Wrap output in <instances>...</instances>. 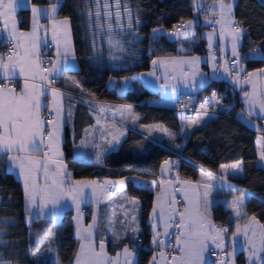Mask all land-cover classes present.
<instances>
[{"label": "trees", "instance_id": "trees-1", "mask_svg": "<svg viewBox=\"0 0 264 264\" xmlns=\"http://www.w3.org/2000/svg\"><path fill=\"white\" fill-rule=\"evenodd\" d=\"M58 1L57 14L69 18L74 52L78 61L76 69L67 70L86 90L98 99L124 100L133 104L139 115V122L160 123L177 131L182 127L180 115L173 106L149 103L150 99L160 97L158 91L141 88L135 76L140 71L150 68L155 56L176 55L183 52H205L203 38L199 37L201 24L196 23L193 30L192 49L184 50L179 32L172 27L185 24L195 17L193 0H120L121 12L127 5L131 9L132 28H128V17L122 15L117 26L115 20V0H108L112 12L113 40L122 42L124 51L110 49L108 44V19L104 16V0H100L101 19L97 26L95 0H31L35 4H46ZM91 10V16L89 15ZM19 25L27 27L30 23V8H20ZM233 15L244 32L243 44L240 47L241 63L248 69L264 66V57H256L254 49L264 52V0H235ZM138 21V22H137ZM153 29L162 31L153 33ZM180 30V29H179ZM172 35H174L172 37ZM95 42V47L93 46ZM112 56L117 57L112 59ZM110 76L120 80L131 77L136 85L124 95L107 85ZM219 88L222 106L225 111L213 114L208 120L194 126L184 136L175 137L176 142H183L180 149L163 141H153L143 132L129 130L118 148L107 152L101 163L80 160L74 153V145L82 137L84 127L90 123V116H76L74 136L71 130L65 129L63 151L67 166L74 178L112 176L132 178L139 176L151 180L160 174L162 162L179 156L181 175L196 178L202 168L217 171L219 166L232 161H241V175L232 177L239 189L251 192L245 201V213L255 216L264 225V167L258 164L255 147L256 132L248 127L239 116L242 102L238 92L233 90L223 79L212 81L197 93L209 92L212 86ZM128 195L138 199L139 236L137 238L135 264H147L152 254L150 245L152 232L149 213L153 201V191L145 185H138L127 179ZM24 206V192L20 180L7 168L5 157L0 155V229L3 244H0L1 258L11 264H39L31 257L36 243L29 235ZM230 209L220 202L212 206L211 215L220 223H227L229 232L234 224L229 219ZM57 255L60 264H71L77 249L78 241L73 234L72 217L65 212L57 228ZM115 245V244H114ZM115 247V246H114ZM109 248L113 251L112 244ZM238 264H245L243 252L236 257ZM47 264V263H46Z\"/></svg>", "mask_w": 264, "mask_h": 264}, {"label": "crops", "instance_id": "crops-1", "mask_svg": "<svg viewBox=\"0 0 264 264\" xmlns=\"http://www.w3.org/2000/svg\"><path fill=\"white\" fill-rule=\"evenodd\" d=\"M234 1L235 0H223L224 4L232 5V15L227 16L225 21H221V27L218 31V34L212 27L215 23L213 20V16H211L212 11H208L206 9V11H204V14L205 13L206 14L204 15L202 13V15L204 16H202L201 13L198 12L199 16H195L194 18L190 20V21H193V25L191 28L186 27V24L188 22L187 21L185 26H183L184 28H181L180 30H178L179 31L178 33L187 32L188 33L187 35H182V34L176 35L181 40V47L184 50H190L192 49V46L195 43V41L192 38L193 30H195L194 29L195 25L196 23L201 24L200 32L198 34H199V37L203 38V43L206 49L205 50L206 58L205 60H202L201 62H202L203 69H205L208 74H210L211 72L210 67L215 68V63H216V60L212 55H211L212 58L211 56H207V52L209 48L207 46L208 42H212L211 44L217 42L218 36H219V40L222 43L223 47L226 49V51L229 54L232 52V36L229 34L231 32V28L229 27L226 21L227 20L236 21V18L233 15ZM52 4H57V10H58V1H53V2L46 3V4H35V3H32L31 0H26V2L25 0H21L20 8H25V7L30 8V23L27 27H21L19 25V19H20V16L18 14V11L20 9L19 8L18 11L16 12V21H17L18 31L27 32V33L32 32L33 13L31 9L33 6H36L42 10H45V9H49L50 5ZM64 17L65 16H59L57 12L55 14V19L57 21L62 20ZM205 17H208V19L206 20ZM37 23L40 25L46 26L44 28L39 29L36 34L37 39L35 43L39 50L40 60L42 61L43 59V51H44L45 42L52 44L53 50L55 52L54 60H56L58 58L57 57V46L53 42V39H52L51 19L47 18L43 13H41L40 17L37 20ZM69 27H70V21H69ZM221 32L224 33L223 36H221ZM5 37H6V33L0 32V54H3V59L7 61L9 53L5 52V45H4V41L6 40ZM58 38L61 40V46H62L63 36L61 35ZM70 40H71L72 48L74 50L71 28H70ZM243 40H244V33L238 43V48H237L238 51H240V47L243 44ZM28 46L31 47V43H29ZM16 51H18L19 55L24 54L23 49H19ZM259 51L261 52V50ZM193 53H199V52H188V51L183 52L182 57H193L192 56ZM251 54H253L256 57H260V55H257L254 50L252 51ZM180 57L181 56L179 54L166 55V56H155L151 60L150 68L147 69L146 71L149 72L150 69L154 68L152 61L157 58H162L164 60H172V59L180 60ZM32 59L35 60L36 56L33 55ZM59 59H64V58L61 56L59 57ZM184 66L186 65H182V66L181 65H157L155 68L156 69L167 68L168 70H171L173 68L175 69L183 68ZM77 67H78V61H77V58L74 52V55L68 56L67 64L63 66V70L61 74L55 77L56 78V81L54 82L55 87L48 88V94L46 95V97H42V99L45 100L47 105L52 109L51 105H52L53 97L51 95V89L54 88V89L59 90L60 93H63V96H57L56 99L60 101L62 104L61 120L67 121L66 123L63 124L60 130V142L59 143H60V151L63 153V156L62 158H60V157L54 156L52 152H49V156L51 157V160L49 161L48 170L50 173L56 172L57 165L56 163H54V161L62 160L63 165H66L67 172L71 173V176L69 177L71 181L89 180V181L98 182L95 195H93L92 188L90 186L85 187L83 189V196L80 199V206H79L80 229L81 231H83V229H87L88 226L93 223V216L95 215L96 216V226L92 230V239H93V243L96 248V251H100L99 245H100V242L103 241L105 245L104 250L106 254L109 257H111L113 260H118L119 264H124V258H125L124 257V245H128L129 249L132 250L135 254L134 255V264H135V260H136L135 248L137 247V238L139 236L138 234H139L140 204H139L138 199L133 198L130 195H128L126 191L127 180H125V185L123 189L121 190V192L118 188L119 186L118 183L115 185V187H113V185H106V186L101 187V185H103V182L105 180L118 182L122 180V178H117V177H112V176L74 178L72 176V170L67 166V163L65 161L64 151H63V141L65 138V129L68 128L69 131L71 130V126L75 125L76 116L79 114V111L81 109L83 110L81 115L85 116L87 113V115L90 116V120H91L90 123H88L84 127L82 137L80 138L78 143L74 145V153L80 160L90 161V162H94L97 164L102 162L103 157L107 152L118 148L124 136L129 130H137V131L143 132L147 138L153 141H157L156 140L157 136L155 137L153 135L152 137V135H150V133L147 132L146 126L156 125V126H162L164 129H167V130H171V129L157 122L147 123V124L140 123L139 115L133 109V104L131 102L124 101V100L98 99L95 96L87 93L86 90L83 88V86L70 73L67 72V70L76 69ZM49 68H51V65L49 66ZM225 68H227L228 71H225ZM234 68L237 71L230 72L228 63H224V70L222 71L220 75L218 74L215 77L214 75L213 76L209 75L208 78H206V76H202V77L200 76L199 78L195 77L193 81H198V82L194 84L192 83L190 87L181 86L180 88H188V90H191L190 92H193V93H190V94H194L195 97L191 95L190 98L194 102H196L197 101L196 99H198L200 96H203L206 94V92H202L200 94H197V92L201 88L209 84L212 81V79H223L225 80L226 84H229L233 90L238 92L241 102H242V106L238 112L239 116L248 127H250L252 130L256 132L255 147L257 150L258 164L264 167V160H261L260 158V152L264 150V118H261L262 114H260L258 104L255 106L253 114L249 116L248 114L249 105L245 103V97H244L245 92L252 94L254 91L257 96L264 95V71H260V70H264V66L253 68V69H248L247 73L254 74L251 77H247V79L251 80V83L245 82L247 73L246 74L239 73L240 69L247 68L243 63H241V59L239 60L238 64L236 63ZM237 76H239V82L234 80V77H237ZM17 78H22V77L18 76ZM2 79L3 78L0 77V80ZM34 82L37 84L40 83L39 79H37ZM4 83L8 84L9 82L4 81ZM22 85H23V82L18 88H16L17 92H19L20 87H22ZM11 86L13 85L11 84ZM65 89L71 90V91L82 92V93L86 92L87 94L86 93L85 94L91 97L92 100H86L85 98H82V97L77 98L73 96L72 94L68 93ZM154 91H158L160 97L158 99H150L148 101L149 103L159 104V105H170V106H174V104L176 103V97H171V99H164V97H162L163 92L160 89H157ZM195 94H197L198 96ZM120 95H124V94H120ZM158 100H166L165 101L166 103H159L157 102ZM219 104H223L222 100L219 101ZM69 105H71L70 114H69ZM101 105H112L115 107H105L104 110L101 111L100 109ZM127 106H131L130 112L127 110ZM43 108L41 109L42 118H43ZM198 114L201 117L199 120H197ZM211 115L213 114H211L210 112H195V113H187V114L180 115L181 121H182L181 129L175 131V136L173 139L170 138L169 136V139H167V141L163 139L160 141L166 142L170 145H174L176 146L177 149H180L184 141L176 142L175 137H177L178 135H182L184 136L183 139H185L186 134L194 126H197V125H200L206 122L208 118L211 117ZM133 118H137L135 119V123H133ZM192 121H197V122L192 123ZM112 125H115L116 128H119L122 131H124V135L120 137L119 141H114L111 145H109L107 143V140L112 139V136L110 133L114 132ZM101 130H104L105 132L104 138L101 137ZM182 130H183V134L181 133ZM164 133L167 134L166 132ZM44 139H45V142H47L48 138L45 137ZM82 140L88 141V147H80ZM94 144H100L101 148L97 149L96 147L93 146ZM76 147L87 150V152L85 153L84 156L78 155L75 150ZM45 151H48V149H45ZM98 151L101 154V160L99 162H97L96 160V155ZM0 155L5 157L7 168L11 170L16 175V177L20 180L22 188H23V192H24V178L23 176L20 175L19 168L13 164H10V162L8 161L7 155L3 153H0ZM33 155L42 157L43 153H33ZM166 160L170 162H174L173 157H169L165 159L161 164L160 174L157 178L151 179V180L145 179L138 183V185H145L150 190L153 191V201H152V206H151V210H150L149 218H148L151 224V232H152L150 245L153 250H152V254L147 264H149V262L152 261L154 255L156 258V264H175V262L171 260V257L173 255H177V256L180 255V253L176 250V238H175L172 243L174 250L171 254V257L170 258L167 257L166 249L169 246V243L167 242L166 236L164 235V232H165L164 223L167 219V211L165 212V221H160L159 226L155 228V231L160 233V236L158 239L164 240L165 246L163 248H159L153 245L152 239H153V234H154V230H153L154 221L152 220V209H153V206L156 204L164 206L165 209L171 206L169 203L166 202L165 193L170 194L172 192V187H170V185H172V186H175L177 189L175 193V199L177 200V196H180L181 198L180 201L177 200L178 203L175 205V207H177L179 210L182 211L187 203L184 200V191L180 189V182L182 181H191L192 184L197 186V190L201 194L205 191L204 185L212 186L211 193L208 197L209 208H208V211L205 212V215H210V219L213 224L217 225L218 227L220 226V222L215 220L213 216L211 215L212 206L220 202L224 205V207L229 208L231 212L229 215V219L233 222L234 227H233L232 232L228 231L226 234H224V245L222 248H219L223 253V257L221 259H211L209 255V250L212 247H216V246L212 244L211 242H209V250L204 253L205 264H214L215 262H228L229 264H238L236 257H237V254L241 252V250L247 262L249 246L247 245V242L245 241V238L243 235V230L245 229V226L248 227L249 237L252 236L253 230L256 231L257 235L255 237V240H256L257 248H259L260 246L259 238H258L259 233L261 231H264V229L260 228V225H262V223L256 217H255L256 218L255 221H253L251 220V217H253V215H248L245 213V201L248 198V196L251 194V192L246 189H239V187L232 180V177L242 174L243 166H242V170L238 174H234L231 169H229L227 173H223L220 168L221 165H231V164H234L236 162H241V161H232L229 163L221 164L219 168L217 169V171L215 172L202 168L196 178L186 177L180 174L178 175L180 178V181H177V177H175L172 174V164L173 163H170L169 165L165 166L164 162ZM42 171L43 169H41V172ZM202 172L205 174H207L208 172H211L212 176L208 177L207 175H205L202 178ZM134 177L135 176H132L133 182L135 180ZM38 182L41 186L44 184L45 181L42 175H40ZM161 182H164V190H165L164 192H161ZM158 192H161V196L159 200L157 198ZM187 192L189 196L194 195L192 189H188ZM109 193H114V194L110 195ZM240 196H243L244 200H243V203L239 205L242 214L239 217H237L236 207H234L231 202L233 201L234 197H240ZM133 201H135V204L133 203ZM202 205H203V201L201 199L200 211L204 212V208ZM24 206L27 211L25 218L28 223L29 235L31 239H33L36 243L35 249L31 251V257L39 264H46V263L47 264H60L58 255H57V233H58L57 228L65 212H69L71 214L73 234L77 238V241H78L77 249H76V252L71 262V264H75L76 254L80 249L81 243L86 244L88 243V241L82 240L80 238V234L77 231L78 211H77L76 204L73 203L71 198L62 199L60 201V205L55 210H53L52 205L50 203H47L46 206L42 210L40 207L39 197H37L36 204L32 205L26 201L25 193H24ZM125 213H127L128 215L125 216ZM132 216L136 217L135 221L132 220ZM110 221L112 223H110ZM237 223H239L240 225L241 234L238 237H236L235 243H233L232 234L236 232ZM133 228H138V231L133 232L132 231ZM50 233H54L55 235H50ZM116 236H120L122 239L119 242H116ZM109 243L112 244L113 251L109 248ZM161 252L166 254V259L161 257ZM33 253H36V255H33ZM117 254H119V256Z\"/></svg>", "mask_w": 264, "mask_h": 264}, {"label": "snow or ice", "instance_id": "snow-or-ice-1", "mask_svg": "<svg viewBox=\"0 0 264 264\" xmlns=\"http://www.w3.org/2000/svg\"><path fill=\"white\" fill-rule=\"evenodd\" d=\"M26 2V0H25ZM97 4L96 10V20L97 26L101 19L100 12V0H95ZM21 6V0H0V32L6 33L5 39L11 44L13 51L8 54L7 61L3 59V54H0V153L7 155L10 164L17 166L20 170V175L24 178V193L25 199L28 203L35 205L37 202V197L40 200V207L43 208L47 203L52 205L53 210H55L59 205L60 201L64 198H71L73 203L76 204L78 211V225L77 231L80 234L82 240H87L88 243H81L80 249L76 254L75 264H119L118 260H113L105 252L104 242H100V251H96V248L92 239V230L96 226V216H93V223L88 226L87 229L81 231L79 226V206L80 199L83 196V189L85 187H91L92 193L95 195L97 188V181H71L69 177L71 173L67 172L66 165H63L62 160L54 161L57 165V170L54 173L49 172V161L51 157L49 152H52L54 156L62 158L63 153L60 151V130L66 120H61L62 104L56 99L57 96H63L57 89H51V95L53 97L52 109L55 111V121L53 119H43L41 115V109L47 107V103L42 97H46L48 94V88L53 82L49 77H56L61 74L63 66L67 64V58L69 55H74V50L71 45L70 40V27L69 18L64 17L62 20L57 21L55 19V14L57 12V4L50 5L49 9L42 10L36 6H33L31 11L33 13V30L31 33L19 32L17 28L16 12ZM116 12L115 20L117 26L122 28L123 25L120 23L122 15H127L128 17V28H132V14L131 9L125 5L123 8V13L121 12L120 0H115ZM203 6L202 4L200 5ZM105 12L104 16L108 19V31L109 39L108 44L110 49H117L119 51H124L122 42L119 40H113L111 37L112 32V12L108 0H104L103 5ZM217 8L220 12V20H216L215 23H221L225 21L227 16L232 15V5L224 4L223 0H213L211 5V10L216 11ZM41 13H43L47 18L52 21V39L57 46V59L48 60L46 63L51 65V68L46 66L42 67L44 61L40 60L39 50L36 46L37 31L46 26L37 23L38 18ZM89 15L91 16V10H89ZM207 20L208 17H205ZM138 22V21H137ZM232 36V53L235 58L234 62L238 64L241 59L240 54L237 50L238 43L244 33V29L236 27L235 25L239 22L234 20L226 21ZM193 21H188L186 24L187 28H191ZM185 26V25H181ZM223 26V25H222ZM62 30V31H61ZM153 33L162 31V29H153ZM178 35H187V32L177 33ZM63 36V44L61 46V40L58 38ZM211 35V34H210ZM224 33L221 32V36ZM31 43V47H29ZM45 42V47H47ZM95 47V42L94 45ZM211 46V45H210ZM19 49H23L24 54L19 55ZM257 55L264 57V52H260L258 49H254ZM35 55L36 59L33 60L32 56ZM64 59H59V57ZM117 57L112 56V59ZM199 57H192L188 60H164L162 58H157L152 61L153 67L157 65H193L198 63ZM225 71H228L225 68ZM243 72V69H240ZM264 71V70H260ZM173 79L186 80L187 75L183 73L182 68L179 72L175 68L172 69ZM198 73L196 71L192 72V78L194 79ZM143 75V74H141ZM149 76H155V71L147 73ZM253 73L246 74V83H251V80L247 77L253 76ZM23 78V85L20 87L19 92L16 90V86H11V81L17 77ZM39 79L40 83L37 84L34 81ZM126 81L130 79L129 77L124 78ZM159 79V78H158ZM165 83L162 87L167 88L169 86V72L167 68L165 69V74L163 76ZM234 80L239 82V76L234 77ZM4 81H8L5 84ZM47 82V83H46ZM172 91H176V84H172ZM245 103L249 105L248 114L251 116L255 109V106L259 105V110L261 118H264V95L257 96L255 91L252 94L248 92L244 93ZM71 98V97H69ZM207 99V98H206ZM219 103V101H215ZM105 107H115L112 105H101V111ZM204 105H201L203 109ZM71 110V105H69V114ZM127 110L131 111V106H127ZM243 111V110H242ZM51 115V112L50 114ZM201 117L198 114L197 120ZM133 118V123H135ZM197 121H192L196 123ZM99 123V121H98ZM148 131L151 132L153 127L157 130L164 131L168 133L171 138H174L175 134L168 132L162 126H146ZM114 132L110 133L112 136L111 140H107V143L111 145L114 141H119L120 137L124 135V131L116 128L112 125ZM50 129V130H49ZM126 130V129H125ZM87 132V130H86ZM45 135L47 136V142H45ZM105 132L101 130V137L104 138ZM97 149L101 148L100 144H94ZM80 147H88V141L82 140ZM48 149V151H45ZM15 153V154H13ZM33 153H43L41 156L33 155ZM261 160H264V150L260 152ZM96 160L99 162L101 160V154L98 151L96 155ZM170 163L175 164L176 162L165 161L164 165L167 166ZM221 171L227 173L229 169L233 171L234 174H238L242 170L241 162H236L231 165H221ZM41 169L43 171L41 172ZM40 175L44 178V184L41 186L38 182ZM207 175L212 176L211 172L207 174L202 172V178ZM226 178V177H224ZM132 178H125L118 182L105 180L101 187L106 185H115L118 183L123 188L125 180ZM50 181V182H49ZM177 181H180L177 175ZM172 187V192L165 193L166 202L171 206L165 209L164 206L156 204L152 209V220L153 223V245L163 248L165 246V241L158 239L160 236L159 232L155 231V228L159 226L160 221H165V212L167 211V219L164 223V235L170 236L168 232L170 227L175 226L178 231L176 233V250L180 255H173L171 260L175 264H205L204 253L209 250V242L214 244L217 248H222L224 245V234L227 233L228 229L224 226H217L212 223L210 215H205V212L209 208L208 197L211 193V185H204L205 191L201 194L197 190V186L192 184L191 181L180 182V189L184 191V200L187 202L184 209L181 211L175 205L178 201L175 199V193L177 191L175 186ZM192 189L194 195L189 196L187 190ZM164 182H161V192H164ZM161 192L157 193L158 200L160 199ZM114 194V193H109ZM201 199L203 201L204 212L200 211ZM244 197H234L231 202L234 207H236V215L239 217L241 209L239 205L243 203ZM135 204V201H133ZM159 209V211H158ZM128 214L125 213V216ZM179 220V224H176V220ZM255 216L251 217V220L255 221ZM132 220L135 221L136 217L132 216ZM110 223H112L110 221ZM261 229H264V225H260ZM133 232H137L138 228H133ZM241 234V228L239 223L236 226V232L232 234L233 243H235L236 237ZM50 235H55L50 233ZM243 235L247 245L249 246V264H264V231L259 233V248H257L255 237L257 235L256 231H252V237L248 235V227L245 226L243 230ZM122 238L116 236V242H119ZM36 255V253H33ZM119 256V254H117ZM134 252L129 249L128 245H124V264H134ZM231 255V254H230ZM161 257L166 259V254L161 252ZM149 264H156L155 255Z\"/></svg>", "mask_w": 264, "mask_h": 264}, {"label": "rangeland", "instance_id": "rangeland-1", "mask_svg": "<svg viewBox=\"0 0 264 264\" xmlns=\"http://www.w3.org/2000/svg\"><path fill=\"white\" fill-rule=\"evenodd\" d=\"M193 4L195 6V16H199L198 12L201 13V15H202V13L204 14V11H206V9L208 11H212L211 10V5L213 4V0H193ZM201 4L203 5L202 7L200 6ZM217 11H219V9H217L216 11H212V15L211 16H213L214 22H215L214 16L217 13ZM204 15H202V16H204ZM212 27L215 30L214 25ZM240 28H242V27H240ZM173 36L174 35H172V37ZM211 43L212 42H208V44H207V46L209 47L208 48V52H207V56H211L212 55L211 52H210V50H209L210 47H211L210 45H212ZM238 52L240 54V51H238ZM179 55L181 56L180 57V60H188V59H191L192 58V57H182L183 53H179ZM192 56L193 57H199L200 60H199L198 63L193 64V65L185 64L186 66H184L182 68L183 73L187 75V79L186 80L173 79L174 73H172V69L171 70H168L167 69L168 72H169V86L167 88L162 87V85L165 83V81L163 79V76L165 74V69L166 68H161V69H156V68L154 69V68H152V69H150L149 72L155 71V76H149V75H147V73H149V72L146 71V70H144V71H140L139 73H137L133 77L136 78L135 80H138L140 82V85H141L140 87L141 88H148V89H152V90L160 89L163 92L162 93V97H164V99H171V97H176V99H177V97L178 96H181V95H182L181 97L185 98V96L189 92V94L187 95L188 98L187 99L185 98L186 99L185 105L190 106V105H192L194 103V101L190 98L191 95L193 97H195L194 94H190V93H193V92H190L191 90H188V88H180V87L181 86H188V87H190L192 85V83L194 84V83L198 82V81H193L194 79L192 78V72L193 71H196L198 73L195 76L196 78H199L200 76L201 77L202 76H206V78H208L209 75L210 76H213L214 75V77L218 75V73L216 72L217 61L215 63V68H211L210 67V69H211L210 74H208L206 72V70L203 69L202 62L201 61L202 60H205V58H206V53L205 52L193 53ZM212 56H211V58H212ZM228 56H233V53L232 52L230 54L228 53ZM240 56H241V54H240ZM215 60H216V58H215ZM225 63H228V61L226 60ZM228 65H229V63H228ZM212 69H213V71H212ZM180 70H181V68H177L176 69L177 72H179ZM141 74H143V75H141ZM124 78L125 77H122L120 80H118L116 77L110 76L109 79H108L107 85L109 87L115 88L118 94H125L128 89H133V88L136 87V85L132 81L131 77H129L130 79H128L127 81ZM172 84H176V91L175 92L172 91ZM184 92H186V93H184ZM68 93L72 94L73 96H75L77 98L78 97L79 98L82 97V98H85L86 100H92L91 97H89V96L86 95L87 94L86 92H85L86 93L85 94V93H82V92H77V91H71L70 90V92H68ZM183 93H184V95H183ZM197 94H195V95H197ZM165 101L166 100H158L157 102H159V103H166ZM187 120H188V118H187ZM73 130H74V128H73V126H71L72 136H74V131ZM147 132H149L148 129H147ZM168 132L175 134V131H172V130H168ZM149 133H150V135H152V137H153V135L155 137L157 136V138H156L157 141H160L162 139L165 140V141H167V139H169L168 133L165 134L163 131L157 130L155 127H153V130L151 132H149ZM181 133L183 134V130L181 131ZM75 150H76V153L78 155H81V156H84L85 153L87 152V150H84L82 148H77V147L75 148ZM134 178H135V180H134V183L135 184H138L139 182L145 180L144 178H141L139 176H135ZM123 179H125V178H122V180ZM118 188H119L120 192L123 189V188L121 189L120 185L118 186ZM228 231H229V228H228ZM2 233H3V229H0V244H3V242H4L2 240V237H1ZM249 254L250 253H249V250H248V257H249ZM0 264H11V263H9V261H6V260L2 259L1 258V255H0ZM214 264H229V263L228 262H215ZM246 264H249L248 258H247ZM256 264H259V261H257Z\"/></svg>", "mask_w": 264, "mask_h": 264}, {"label": "built area", "instance_id": "built-area-1", "mask_svg": "<svg viewBox=\"0 0 264 264\" xmlns=\"http://www.w3.org/2000/svg\"><path fill=\"white\" fill-rule=\"evenodd\" d=\"M215 21L216 20H220V12L217 11V13L214 16ZM186 24V23H185ZM183 24V25H185ZM180 28H178L177 25H174L172 27V31L171 32H175L181 28H184L182 25V23H179ZM236 27H240V25L237 23L235 25ZM215 30L218 34V31L221 27V23H215L214 24ZM244 32H247V30L245 29ZM4 45H5V52L6 53H11L13 51V49L11 48V44L5 40L4 41ZM47 47L44 46V51H43V59L42 61H44V64H42L41 66L44 67H48L50 66V64H47L46 62L48 60H54L55 58V52L53 50L52 44L51 43H47ZM210 52L211 54L216 58L217 61V66H216V72L220 75L222 73V71L224 70V63L227 60L229 63V71L230 72H235L237 71L234 66L236 65V63L234 62L235 58L233 56H228V53L226 51V49L223 47L222 43L219 40V36H218V41L215 42L214 44L211 45L210 47ZM243 72L239 71L240 74H246L248 72V68H243ZM50 80L53 81L50 87H55L54 82L56 81V78L54 77H50ZM23 80L22 78H15L13 81H11V84L13 86H16V88H18L21 84H22ZM47 83V82H46ZM67 92H70V90L65 89ZM219 88L217 86H212L210 88V91L207 92L205 95L200 96L196 102H194L192 105L187 106L185 105V101L188 98L187 95L185 96V98L179 96L176 99V103L174 104V109L175 111L179 114V115H183V114H187V113H195V112H210L211 114H218L222 111H225L226 107L222 104L216 103L215 101H220L222 100L220 93H219ZM184 95V94H183ZM207 98V99H206ZM204 105L203 109H201V105ZM51 112V115H49ZM43 119L47 120V119H53L55 120V113L54 111L49 107H44L43 108ZM50 130V129H49ZM45 137H47L45 135ZM174 162H176L175 164H172V174L177 177V175H180L179 172V167H180V159L179 156H177L176 158H174ZM180 196H177V200L180 201ZM176 224H179V220L177 219ZM220 226H224L227 229L229 228L227 223H220ZM178 229L173 226L170 227L169 229V233L171 234L170 236H166L167 242L169 243V246L166 249V253H167V257L170 258L171 254L174 250V247L172 246V243L174 241V239L176 238V233H177ZM228 232V231H227ZM138 241H140V238H138ZM209 255L212 259H221L223 257V253L222 251L217 248V247H212L209 250Z\"/></svg>", "mask_w": 264, "mask_h": 264}]
</instances>
